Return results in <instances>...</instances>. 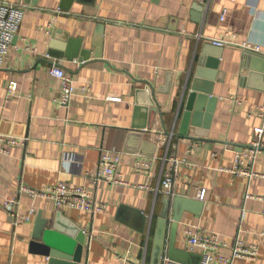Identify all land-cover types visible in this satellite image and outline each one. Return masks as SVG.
Returning a JSON list of instances; mask_svg holds the SVG:
<instances>
[{
	"label": "crops",
	"instance_id": "crops-1",
	"mask_svg": "<svg viewBox=\"0 0 264 264\" xmlns=\"http://www.w3.org/2000/svg\"><path fill=\"white\" fill-rule=\"evenodd\" d=\"M2 1L24 16L0 68V136L25 144L0 153V264H48L30 250L39 216L49 229L83 233L79 264L181 258L186 228L216 236L223 257L236 242L257 253L232 264H264V135L261 151L236 162L264 127V56L252 51H264V0ZM54 66L73 81L67 107ZM193 87L217 99L204 140L183 135L194 136L185 112ZM103 154L118 158V184L94 181ZM170 159L178 168L166 196ZM59 183L82 188L102 212L57 210L19 192ZM9 198L28 222L10 217Z\"/></svg>",
	"mask_w": 264,
	"mask_h": 264
},
{
	"label": "built area",
	"instance_id": "built-area-1",
	"mask_svg": "<svg viewBox=\"0 0 264 264\" xmlns=\"http://www.w3.org/2000/svg\"><path fill=\"white\" fill-rule=\"evenodd\" d=\"M226 11L222 12V17L225 16ZM24 16V9L21 5L11 4L0 0V68L3 66L4 59L10 49L11 43L18 32L21 21ZM215 47H223L226 45L224 41H211ZM252 51L264 56V51L259 48H253ZM50 74L58 81L60 90V105L67 107L74 94V85L71 77L59 67H52ZM264 79V76H263ZM15 87L12 85L8 91L13 92ZM110 101H120L119 97L111 96L108 97ZM259 116L264 120V108H256ZM254 141L248 152L238 155L236 162L241 165L243 158H253L259 151L263 149L261 140L264 135V127H258L254 130ZM25 144V139H13L9 137L0 136V153L7 154L10 148L22 147ZM172 168L170 173L164 176L162 181L163 193L166 196L172 194V186L175 174L178 168V162L176 159H170ZM119 163L118 158L110 157L108 154H103L99 161L98 171L93 175L94 181L105 180L112 184H118L115 180L116 167ZM141 166L147 165L138 163ZM248 177L254 176L252 172L240 170L234 173H238ZM20 193L27 194L30 198H44L52 201L54 207L58 209H73L91 214L102 212L103 206L94 203L90 195L87 194L82 188L79 187H68L62 183H59L53 187L43 188L40 190H31L25 186H22L19 190ZM204 191H199L198 198L200 200L204 197ZM17 204L15 198H9L4 203V209L8 212L10 217L16 222L18 219L22 221H29V217H20L14 211L12 207ZM33 210H31V214ZM183 240L185 242L186 250L189 253H197L200 256L198 264H232L236 258H247L252 259L256 256L255 250L245 248L241 243L236 242L231 249L229 257H223L218 253V249L225 245L218 241L214 235L203 236L193 232L190 228H186L183 231ZM160 264H184L168 258H164Z\"/></svg>",
	"mask_w": 264,
	"mask_h": 264
},
{
	"label": "water",
	"instance_id": "water-1",
	"mask_svg": "<svg viewBox=\"0 0 264 264\" xmlns=\"http://www.w3.org/2000/svg\"><path fill=\"white\" fill-rule=\"evenodd\" d=\"M193 10L200 11L197 7H194ZM48 55L58 59L63 57V53H56L52 50L49 51ZM207 67L215 72L218 69V59L212 61ZM216 102L217 99L211 96L209 91L200 90L197 87H193L189 91L185 105L186 122L195 131L193 137H187L183 134L185 138L204 140L208 137ZM149 106L152 108L150 110L153 113L157 112V109H154L156 103L152 97L149 99ZM48 225V221L42 220L40 216L38 217L34 228L33 241L30 244L31 252L45 257L48 264H79L81 261V246L76 244L82 243L83 233L75 227H68L66 232H61L56 229H49ZM174 228H176V224L173 225V230ZM70 249H75V251L71 253ZM181 255V258H177L175 255H170L169 258L184 264L199 263V255L188 252H181Z\"/></svg>",
	"mask_w": 264,
	"mask_h": 264
}]
</instances>
